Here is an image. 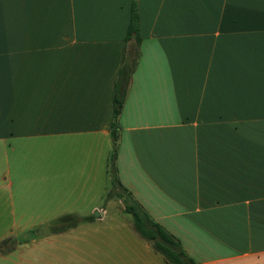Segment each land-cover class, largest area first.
<instances>
[{
	"label": "crops",
	"instance_id": "0c3cea01",
	"mask_svg": "<svg viewBox=\"0 0 264 264\" xmlns=\"http://www.w3.org/2000/svg\"><path fill=\"white\" fill-rule=\"evenodd\" d=\"M134 48L120 186L197 264H264V0H0V224L72 214L36 239L66 238L67 264H165L132 222H95Z\"/></svg>",
	"mask_w": 264,
	"mask_h": 264
},
{
	"label": "rangeland",
	"instance_id": "374dc122",
	"mask_svg": "<svg viewBox=\"0 0 264 264\" xmlns=\"http://www.w3.org/2000/svg\"><path fill=\"white\" fill-rule=\"evenodd\" d=\"M1 180L2 177H0V184L2 183ZM92 188L93 190L96 188L101 194L97 201L98 207L105 209L104 213L101 212L102 210H98L101 220L97 219V213L95 214V211H91L87 214L92 220L97 219L95 222L100 224L97 225V227H102L105 224L109 226L123 224L124 233L128 232V229L133 230L130 227V222H132L131 215L123 211V203H121L115 195L119 190L111 185L109 175H107V178L104 176L100 181H94V183H92ZM2 201L3 200H0V205L3 204ZM106 201H109L107 205H105ZM65 215L73 216L72 214ZM2 216L4 218V214H2ZM73 217L75 218V216ZM8 220L7 224H0V264H67L68 240H66V238L54 244L40 242L39 240L38 243H36V239L40 237L41 234L50 235V233L54 232L52 230L55 227L58 228L62 226L66 228L68 225L73 224L72 219L70 221L55 220L56 222L49 223L48 227L38 229L22 228V222H17V213L9 216Z\"/></svg>",
	"mask_w": 264,
	"mask_h": 264
},
{
	"label": "trees",
	"instance_id": "16d2710c",
	"mask_svg": "<svg viewBox=\"0 0 264 264\" xmlns=\"http://www.w3.org/2000/svg\"><path fill=\"white\" fill-rule=\"evenodd\" d=\"M133 39L135 44H138L139 38L137 36V21L136 16L132 12L125 30V40ZM134 44V45H135ZM137 59V50L134 51L124 59L122 65L119 67L113 92V110L112 118L109 125L110 137V151L107 158V174L110 177L111 185L120 186L117 179V170L115 165L117 145L119 139V124L118 116L120 114L122 104L124 101L126 89L129 83L130 74L132 73ZM124 196L116 192L115 195L122 198L123 211L129 213L132 219V226L134 231L144 240L148 241L155 252L161 255L165 264H197L186 252L182 249L178 240L167 232L162 226L156 223L141 207L135 202L129 192L122 188ZM73 223L76 218L71 215H63L56 219V221H70ZM70 223V222H69ZM65 228L58 227L52 231H62Z\"/></svg>",
	"mask_w": 264,
	"mask_h": 264
},
{
	"label": "water",
	"instance_id": "95a60500",
	"mask_svg": "<svg viewBox=\"0 0 264 264\" xmlns=\"http://www.w3.org/2000/svg\"><path fill=\"white\" fill-rule=\"evenodd\" d=\"M95 214H96V212H95Z\"/></svg>",
	"mask_w": 264,
	"mask_h": 264
}]
</instances>
